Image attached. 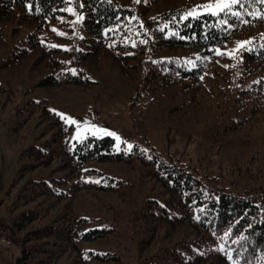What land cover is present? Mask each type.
<instances>
[{"label":"trees","instance_id":"trees-1","mask_svg":"<svg viewBox=\"0 0 264 264\" xmlns=\"http://www.w3.org/2000/svg\"><path fill=\"white\" fill-rule=\"evenodd\" d=\"M72 2L83 14L76 41L80 46L66 49L41 32L67 14L68 0H0V37L25 32L13 40L0 67L32 55V65L45 69L26 83L31 84L28 91L37 85L92 87L97 80L83 62L100 54L115 61L120 73L137 84L138 93L170 84L193 92L196 86L190 84L206 89L220 79L237 84L238 92L249 91L235 99L249 102L252 109L264 102V27L250 35L237 61L228 60V67L217 62L225 53L224 42L264 22V0H236L231 10L195 16L186 15L191 7L183 0H138L136 7L117 0ZM56 51L67 52L69 59ZM250 73L258 79L247 82ZM8 84L0 83L2 108L15 95ZM26 102L16 106L22 116L11 129L35 135L19 153L11 183L16 189L11 222L0 219V234L9 230L6 236L19 245L14 264H126L124 253L132 264H264L261 172L236 169L227 178L207 166L200 170L176 157L164 158L147 137L128 150L117 148L110 135L91 134L72 143V124L43 98ZM118 165L140 168L152 181L126 212V232L108 223L93 224L75 201L101 193L122 199L129 182Z\"/></svg>","mask_w":264,"mask_h":264},{"label":"rangeland","instance_id":"rangeland-1","mask_svg":"<svg viewBox=\"0 0 264 264\" xmlns=\"http://www.w3.org/2000/svg\"><path fill=\"white\" fill-rule=\"evenodd\" d=\"M117 1L134 7L138 3V0ZM167 1L173 3V0ZM184 2L191 7L190 12L198 13L205 11L203 6L209 0ZM65 9L67 14L62 15L61 21L48 22L41 34L47 36L54 45L70 49L74 43L80 46L76 41L81 37L79 24L83 15L77 18L81 12L72 0H68ZM261 27H264V22L256 27L245 28L224 42L222 49L225 53L217 62L228 67V60L237 61L238 51L247 45L250 35L256 34ZM20 34L0 37V62L11 53L9 47L13 40L24 36L25 32ZM240 41L246 43L238 46ZM55 53L56 56L69 59L65 56L67 52ZM33 60L34 56L26 55L13 65L0 67V83H9L15 94L3 108L0 96V219L11 222V207L16 193L11 183L16 174L19 153L35 135L34 132L28 134L23 128L17 134L11 129L15 124L14 119L22 116V111L16 110V106H26L29 97L43 98L49 108L56 109L66 122L72 124L68 135L72 143L91 134L110 135L117 148L128 150L125 141L133 145L143 142V138L147 137L164 158L176 157L178 161L197 166L200 170L207 166L212 172L221 173L227 178L234 175L236 169H246L253 174L261 172L264 177V102L252 109L249 102L235 99L243 98L249 92H238L237 84L229 86L219 79L218 84H206V89L202 84H190L196 86L193 92L180 84H170L138 93L137 84H132L120 73L113 59L96 54L83 62L87 72L97 80L92 87L37 85L28 91L31 84L26 83L45 71L43 64L32 65ZM248 76L247 82L258 79L257 73ZM214 80L218 82V79ZM69 116L73 118L72 122L68 121ZM236 119L240 120L234 122ZM113 132L121 138L119 141L111 134ZM116 169L128 177L129 183L125 187L127 194L122 199L111 193H101L97 198L92 194L80 198L77 196L75 201L93 224L108 223L126 232V212L135 208L140 196L150 190L152 181H147L146 174L140 168L128 170L118 165ZM5 233L0 234V264H14L19 245ZM15 234L19 236L21 232ZM123 256L126 264L135 262L128 253Z\"/></svg>","mask_w":264,"mask_h":264},{"label":"snow or ice","instance_id":"snow-or-ice-1","mask_svg":"<svg viewBox=\"0 0 264 264\" xmlns=\"http://www.w3.org/2000/svg\"><path fill=\"white\" fill-rule=\"evenodd\" d=\"M235 2H236V0H214V2H213V0H209V3H207V4H205L203 6V10L210 11V12H213V13L221 11L223 9L231 10L230 5H231V3H235ZM29 7H31V4H29ZM195 7H200V6H195ZM37 10H39V9H37ZM71 10H72V8H71V6H69V11H71ZM197 14L198 13L195 12V11H191L189 13H186V15H193V16H195ZM253 14L254 15H260L261 13L256 12V13H253ZM82 15L83 14L81 13L80 16H78L77 18L78 19L82 18ZM244 43H246V41H240V42H238V46L240 44H244ZM228 54L231 55V53H228ZM53 111L55 112L56 109H53ZM61 115H64V114L61 113ZM68 121L72 122L73 118L71 116H69L68 117ZM89 127L95 128L96 126L95 125H90ZM100 131H107V129H100ZM111 134L116 136L118 141L121 139L115 132H113ZM125 143L128 144V148L129 149L132 147L131 143H129L127 141H125ZM233 264H235V261H233Z\"/></svg>","mask_w":264,"mask_h":264}]
</instances>
